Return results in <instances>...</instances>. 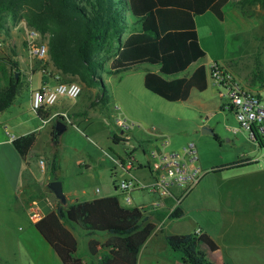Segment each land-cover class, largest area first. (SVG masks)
<instances>
[{
    "label": "rangeland",
    "instance_id": "rangeland-1",
    "mask_svg": "<svg viewBox=\"0 0 264 264\" xmlns=\"http://www.w3.org/2000/svg\"><path fill=\"white\" fill-rule=\"evenodd\" d=\"M239 1L229 0L224 9L223 23L217 21L212 13L204 16L199 29L201 43L206 51L205 57L183 73L167 79L189 78L199 66H205L208 70L211 63H218L229 70L245 88H248L247 85L253 89L264 85V9L255 6L244 10L237 5ZM0 24V41L3 43L0 60L16 62L14 57L21 58L24 52L22 42L25 22L4 14ZM42 42L47 44L43 39ZM40 62L39 65L42 66L44 60ZM17 64L15 75L23 83V87L15 98L14 107L6 109L0 115V128L6 125L5 132L14 135L16 127L20 130L28 127L33 129L38 124L35 113L28 107L27 67L23 59ZM142 66L139 70L144 67L154 68L150 65ZM103 70L104 64L100 73ZM109 81L106 88L109 101L112 93L117 98L113 107H125L137 119L131 121L142 124L140 119H145L147 122L143 125L154 126L161 131L170 142L167 152L177 151L190 142L197 148L201 179L188 193L184 194L186 190L175 191L177 196H182L179 209L184 214L180 219H172L171 226L165 231L186 235L194 234L196 229H200L199 239L212 246V250H208L206 254L211 261L221 259L225 264H264V171L259 172L264 170V147L249 140V133L241 129L234 111L229 107L230 101L220 97L221 90L212 86L208 78L205 91L193 89L186 101L171 103L148 92L141 80L138 83L134 81L135 95L132 96L123 91L124 83H119L118 76L111 75ZM74 82L80 85L77 81ZM92 93L91 90L84 91L77 100L82 111L95 100ZM100 108L102 107L93 106L90 115L85 111L79 116H73L72 125L66 126L67 131L61 136L58 145L50 143L46 129L39 131L42 135L35 149L30 148L34 155L30 156L27 167L42 192H48L49 179L60 182L64 196L73 195L68 197V201L66 199L69 204L75 196L83 200L116 196L124 207L140 206L151 195L147 191H135L130 194L132 205H126L125 196L115 190V185L119 179L130 178L131 175L120 169L115 170L110 160L123 156L125 150L131 149L132 146L127 142H135L129 137L114 142L113 138L117 133L112 131V124L94 112L100 111ZM18 111L20 117L10 119ZM14 120L20 121V124ZM203 129L212 133H203ZM235 130L238 131L235 133ZM215 135L219 137V141L215 139ZM53 154L59 165L57 172L51 171ZM42 155L45 169H41L39 165ZM9 157L7 148H0V167L8 176L15 173ZM138 158L144 159L141 156ZM244 160H252V163L212 172L213 169H221ZM133 176L148 182L146 170L132 172ZM6 190L0 191L2 196H5ZM8 210L7 202L0 199V214L5 217H1L0 221L13 223L15 219L4 216V212ZM24 221V217L18 219L14 226L20 227ZM2 230L3 227L0 228V234H3ZM6 237L0 235V239ZM3 242L7 243L4 245L7 248L4 252L11 256L8 249L13 250L11 248L14 246L6 239ZM2 245L0 243V247ZM13 264L28 263L22 258Z\"/></svg>",
    "mask_w": 264,
    "mask_h": 264
},
{
    "label": "trees",
    "instance_id": "trees-1",
    "mask_svg": "<svg viewBox=\"0 0 264 264\" xmlns=\"http://www.w3.org/2000/svg\"><path fill=\"white\" fill-rule=\"evenodd\" d=\"M124 5L138 20L140 29L122 43V34L127 30ZM227 5L228 0H0V19L10 14L38 32L47 43L48 59L62 81H77L85 91L96 88V101L103 107L109 105L100 75L103 50L114 55L108 75L142 65L157 67V72H147L144 76V87L164 101L174 103L186 101L193 89L203 92L208 86L205 66H199L189 78L167 79L205 57L194 18L209 12L223 21ZM237 5L244 10L255 6L264 9V0H240ZM16 68V62L0 60V113L12 105L22 88L20 79L15 77ZM50 114V109H43L37 115L44 119ZM51 135L54 141L53 130ZM215 139L219 141L217 135ZM32 140L33 135H27L12 141L22 159L27 158ZM113 141L119 142V138L114 136ZM258 146L264 147L262 136L258 137ZM251 163V160L239 161L212 172ZM57 169L54 157L51 171ZM57 202L58 207L43 216L35 228L62 264H88L77 255L78 242L66 224H75L90 234L110 235L103 245L107 252L98 264H137L139 251L155 228L147 215L136 207L122 206L116 196L65 207ZM183 214L181 209H176L168 219H180ZM166 242L172 251L182 255L183 264H224L220 259H207V251L211 249L195 233L168 235ZM97 245L95 241L89 242L92 256L97 253Z\"/></svg>",
    "mask_w": 264,
    "mask_h": 264
},
{
    "label": "crops",
    "instance_id": "crops-1",
    "mask_svg": "<svg viewBox=\"0 0 264 264\" xmlns=\"http://www.w3.org/2000/svg\"><path fill=\"white\" fill-rule=\"evenodd\" d=\"M228 3H229V0H228ZM123 12H124L126 23H127V30L122 34V37H121L122 43L126 40V38L131 33L137 32L140 29V23L138 22L136 18H134L131 15L127 5H124ZM208 13H205L204 15L197 16L194 18L195 27H196L197 34H198L199 44L204 52L206 51L201 43L199 25L202 22V19H204V16L207 15ZM215 19L219 21L216 17ZM219 22L223 23L224 20L219 21ZM22 43L24 44V38H23ZM23 51H24L23 56H21V58L14 57V60L16 61V63L17 62L19 63V60L23 59V63L27 67L26 68L27 69L26 87L28 88V91H29L28 107L31 108L32 91L40 89L43 86H48V87L54 86L56 84L54 75L57 72L54 69L52 63L49 61L48 56L44 60L43 65H42L43 67H42L41 65H39V63H41L40 61H37V60L32 61L28 58L25 52L24 45H23ZM106 52H107L106 50H103L101 51V54H100V57L104 60V63H103L104 70L100 74L105 84V87L107 88V84L110 82L109 77H111V75H108L107 72L110 68L112 60L114 59V55L113 53L107 54ZM140 67H143V66H140ZM140 67L123 72L118 75H115V76H118L120 84L124 83L123 91L126 92L127 95H131V96L135 95L134 87H133L134 81L138 83L141 80V82H143L144 76L146 75L147 72H157L158 70L157 67H154V68L144 67L143 70H139ZM22 84L23 83L21 82V86ZM247 86L248 88L246 87V89L253 92L254 94H260L264 91V85L260 88H254V89L249 85ZM81 88H82V93H83L85 90L83 89V87ZM91 91H93L92 98L95 100L92 101L90 105L88 106V108L84 109V111H82L81 108L78 107L77 100L79 98L75 101H70L67 99H60L53 107L48 108L51 110V114L47 118L40 119L38 115L35 113V116L38 119V124L33 129H30L28 127L27 129L20 130L19 128L16 127V131L14 135V134H10V133L8 134L7 132H5L4 129L6 128V125L0 128L1 129L0 148L2 147L7 148V152L10 156L8 159L12 163L13 165L12 168L15 171L14 174H9L8 176L7 173L3 172L4 169L0 167V191L3 189H7L4 192L5 196L4 195L2 196L0 193V199H2V201L5 200V202H7L8 209H9L8 212H4V216L11 217L12 219H15V221L23 217L25 219L24 224L17 228L16 226H14L15 221L13 223L12 222L5 223V222L0 221V228L2 229L3 227V230H2L3 234H0V235L5 236V237L7 236L6 238L0 239V243L3 244L0 247V264H13V262L21 260L22 258L28 264H62V262L60 261L56 253L49 246V244L42 238V236L38 233V231L35 228V224L32 223L28 217L29 208L33 202L36 203L37 207L41 210L43 216H45L46 214L50 213L51 211L55 210L58 207L57 199L55 198V196L51 193L49 189H48V192H42L39 189V185L37 184L36 180L32 176V173L31 171H29V168L27 166H29L30 156L34 155L32 154V150L35 149L38 141L41 138L42 134L39 131H41L42 129H46L45 133H48V137L52 145H58L60 143L61 136L58 138L57 143H54L51 133H52V130L54 131L53 128L57 121H62L64 124H65V121L59 117L53 119L52 117L56 114L65 113L68 115V117L70 118L72 122L73 116L74 117L79 116L80 114H83L85 111L89 113L88 115H90V113H92L93 106H101L102 108H100V111L94 110V112H96L99 116L103 117L105 120H108L112 124V117L114 116V114L115 115L117 114L116 112L113 111V108H114L113 104L116 102V99H117L116 95L112 93L108 107H103L99 102L96 101L98 90L95 88V89H92ZM144 96H146V94H144ZM14 102L15 100L13 101L10 107H14ZM118 112L124 117H126L127 119H130V120L136 119V117H134L132 113L125 107L123 109L119 108ZM2 113L0 115H2ZM16 117H20L19 111L17 114L11 116L10 119H15ZM44 120L47 122H43ZM140 120L142 122V125L144 122H147L145 119H140ZM14 121L20 124V121H17V120H14ZM11 124H13V122H11ZM0 125H2V122H0ZM31 125H32V122H31ZM143 126L147 127L145 125ZM159 132L161 133V131ZM27 135H33V140L30 144L29 154L27 158L22 159L17 153V151L14 149L10 137L17 138V137H22V136H27ZM130 136H131L130 138H132L135 143L127 142L128 145L132 146L131 149L125 150L123 156H119L118 158H125L127 154H133L134 157L139 162V165L144 166L146 163V155H145L146 151H144L141 147L143 146L145 142L149 141L148 134L144 130H139V131L133 132V134H131ZM121 140H125V139L119 138V141ZM30 148H32V150H30ZM139 156L144 157V159L140 160L138 158ZM54 157L55 155L53 154L52 159H51L52 161ZM41 158H43V155L40 156L39 165H40V161H42ZM25 167L28 169L26 170ZM142 171L143 170H139L135 172H142ZM262 171L264 170H261L259 172H262ZM52 181H56V180L49 179V182H52ZM38 192H40V196H38ZM70 196H73V195L71 194L65 195V198L67 199V201H68V197ZM98 198H104V197H98ZM94 199H97V198L93 197L92 199H89V200H85V199L83 200V199H77V197L75 196L74 199H72L73 201L71 204H74L77 202L91 201ZM151 201H152V197H150L149 200L141 203V205H148L150 204ZM71 204L66 203L65 206H68ZM165 204H166L165 207H169L171 206V201L166 200ZM135 207H139V206H135ZM167 213H168V210L166 208H163L157 212H153L148 215L149 222L152 223L155 228L153 232L151 233V235L149 236V238L147 239V241L141 247L139 254H138L137 264H183L182 255L172 251L168 247L167 242H166V237L168 235H177L175 233L165 231L166 228L171 226V222H170L171 220L168 219ZM1 217L3 216L0 214V220H2ZM66 227L72 232V234L75 236L78 242L77 255L82 259V261L88 264H98L99 260L101 259L102 254L107 252V249L104 248L103 245L110 238V235H108L107 233L90 234L89 232L84 231L83 229H81L79 226L75 224H66ZM5 239L8 242L12 243V246H14V248L13 247L11 248L13 250L8 249L9 252L11 253V256L9 255L7 256L6 252H4L5 250H7L6 246H4V245H7V243L4 244L3 242ZM200 240L206 243L212 250V246L209 243H207V241L203 239H200ZM90 241H95L98 244L96 248L97 253L95 256H92L89 252L88 246H89ZM80 249H82V252H80Z\"/></svg>",
    "mask_w": 264,
    "mask_h": 264
},
{
    "label": "built area",
    "instance_id": "built-area-1",
    "mask_svg": "<svg viewBox=\"0 0 264 264\" xmlns=\"http://www.w3.org/2000/svg\"><path fill=\"white\" fill-rule=\"evenodd\" d=\"M3 43L0 41V49ZM24 48L30 60L43 61L48 56L47 44L42 42L38 32L24 25ZM208 78L212 86L220 89V97L230 101V109L234 111L241 129L249 133V140L258 145V137L264 138V91L254 94L243 87L232 75V73L220 66L218 63H211L208 66ZM56 84L52 87L43 86L32 91L31 108L36 114L43 109L53 107L60 99L70 101L77 100L82 94V88L77 83H65L59 73L54 75ZM117 114L112 117V130L117 133L116 137L128 139L135 131L144 130L148 134L149 141L141 147L146 151L145 165L139 162L133 154H127L125 158H110L114 169H120L131 175L130 178H122L116 182L115 190L125 196L126 205H132L130 194L135 191H147L152 201L148 205L136 207L142 214L149 215L163 208L168 210L167 217L176 209H179L181 197L175 194L176 190H186L188 193L199 183L202 170L199 165V156L194 143L190 142L177 151L167 152L170 145L167 138L154 126L144 127L123 117L114 107ZM61 118L66 125H72L67 114H56L52 118ZM49 121V120H48ZM47 122V121H43ZM238 130H235V133ZM11 141L15 138L10 137ZM41 169H45L43 161H40ZM146 170L148 182L145 183L136 177L132 172ZM116 172V171H115ZM98 192V191H97ZM171 201V206L165 207V201ZM29 220L36 224L43 218L41 210L33 202L28 212ZM200 229L195 234L199 235Z\"/></svg>",
    "mask_w": 264,
    "mask_h": 264
},
{
    "label": "water",
    "instance_id": "water-1",
    "mask_svg": "<svg viewBox=\"0 0 264 264\" xmlns=\"http://www.w3.org/2000/svg\"><path fill=\"white\" fill-rule=\"evenodd\" d=\"M17 80V75L15 76ZM67 127L62 121H57L54 126V143H57L58 138L66 131ZM203 133H212L206 129H203ZM48 189L55 196V198L61 203V205H66V198L62 192V185L58 181H53L48 184Z\"/></svg>",
    "mask_w": 264,
    "mask_h": 264
}]
</instances>
